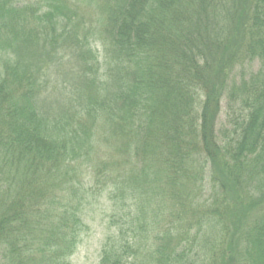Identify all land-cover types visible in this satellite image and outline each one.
Instances as JSON below:
<instances>
[{"label": "trees", "instance_id": "obj_1", "mask_svg": "<svg viewBox=\"0 0 264 264\" xmlns=\"http://www.w3.org/2000/svg\"><path fill=\"white\" fill-rule=\"evenodd\" d=\"M100 203L98 264H264V0H0V264Z\"/></svg>", "mask_w": 264, "mask_h": 264}, {"label": "rangeland", "instance_id": "obj_2", "mask_svg": "<svg viewBox=\"0 0 264 264\" xmlns=\"http://www.w3.org/2000/svg\"><path fill=\"white\" fill-rule=\"evenodd\" d=\"M257 65H255V68ZM75 80H73V84ZM72 83H66L64 89H61V84L56 85L55 94L60 97L59 101H69L71 96ZM67 90L65 91V88ZM223 121H226L224 114ZM105 204H96L93 209L86 212L84 216L85 223L89 226V230L83 235L82 242L79 244L75 254L72 256V264H98L102 245L105 239L112 233L115 234L114 228L109 227L108 213ZM114 230V231H113Z\"/></svg>", "mask_w": 264, "mask_h": 264}]
</instances>
